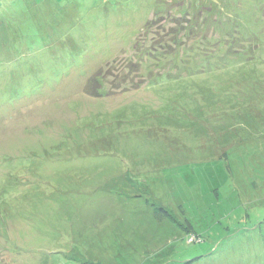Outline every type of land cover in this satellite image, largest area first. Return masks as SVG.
Here are the masks:
<instances>
[{
    "label": "rangeland",
    "instance_id": "obj_1",
    "mask_svg": "<svg viewBox=\"0 0 264 264\" xmlns=\"http://www.w3.org/2000/svg\"><path fill=\"white\" fill-rule=\"evenodd\" d=\"M0 264H264V0H0Z\"/></svg>",
    "mask_w": 264,
    "mask_h": 264
},
{
    "label": "trees",
    "instance_id": "obj_2",
    "mask_svg": "<svg viewBox=\"0 0 264 264\" xmlns=\"http://www.w3.org/2000/svg\"><path fill=\"white\" fill-rule=\"evenodd\" d=\"M245 18H249V17H245ZM245 18H242V23H240L239 25H237L236 23L234 24V25H232L231 27H229L231 30H228V31H221V32H223V33H228V34H237L240 30H239V28L240 27H243V23H244V19ZM225 19H227L228 20V18H226L225 17ZM199 21V20H198ZM204 21V20H203ZM199 22H201V21H199ZM212 22L213 23H211V25H212V27H213V29H215L216 30V28H219V29H221L222 30V26H221V24L219 23V17H215V19H213L212 20ZM246 23V22H245ZM245 27V26H244ZM242 30V29H241ZM217 31V30H216ZM218 32V31H217ZM100 83V82H99ZM99 83H98V85H99ZM134 87H137V85H134ZM96 88H99V86L97 87V85H96ZM133 88V87H132ZM100 89H102V88H100ZM130 89V88H129ZM96 93H98L99 95H104V93L103 94H101V93H99V92H95V93H93V95H96Z\"/></svg>",
    "mask_w": 264,
    "mask_h": 264
}]
</instances>
